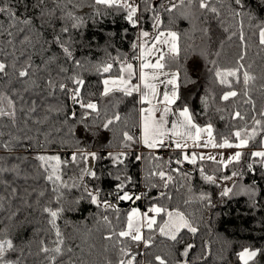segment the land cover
Returning <instances> with one entry per match:
<instances>
[{
    "label": "snow or ice",
    "instance_id": "snow-or-ice-1",
    "mask_svg": "<svg viewBox=\"0 0 264 264\" xmlns=\"http://www.w3.org/2000/svg\"><path fill=\"white\" fill-rule=\"evenodd\" d=\"M39 5H44V0H39ZM54 5V8L47 11L41 8V19L55 16L59 12V19L65 21L61 33L66 39L62 40L60 35L53 39L70 67L60 64L59 57L55 55L42 57L41 63L36 64L27 47L17 55V33L31 30L33 21L31 17L22 18L17 14V6L13 0H0V16L6 19V23L0 21V127H11L19 133L13 135L8 132L7 139L0 141V149L11 154L15 147L23 144L28 150L36 151L32 158L0 156V185H3L5 191L10 190L7 195L0 194V211L4 210L6 203L10 205L19 197V190L3 177L6 174L13 178L21 177L20 164L25 161L36 162L31 165L35 175H24L23 179H42L48 185L46 189L36 193V204L40 205V198L45 197L46 192L51 193L47 203L39 207L41 214L47 216V229L37 230L38 240H30L22 247L15 242L8 224L0 227V264H25V250L27 248L28 254L33 255V244L37 248L34 255L42 257L40 264H89L86 256L91 255L95 245L89 246L87 253L79 245L74 248L69 243L70 237L59 223L68 210L65 207L66 193L73 190L81 193L74 201L75 204L87 200L101 210L95 216V230L107 242L102 246V264H143V260L139 258L145 252L141 250L159 247L158 238H164L173 245L184 244L183 251L180 252L181 259L176 260L175 264H194L188 257L197 244L185 242V234L193 239L198 237L204 220L203 213L215 208L216 204L211 192L193 191V175L192 172L183 170L185 163L192 165L193 171L198 172L206 184L218 189L217 195L221 200L246 197L251 207L258 205L256 197L259 189L256 182L246 184L243 179L247 173H255L257 166L264 174V107L257 110V102L252 97L257 76L249 71L251 64L245 65L248 44L244 24L247 18L248 28L254 29L252 34L258 36L259 45L264 46V21L253 23L257 18L252 13L244 12L243 0H54ZM89 10V19L93 22L110 13H123L124 19L138 29L130 45L131 55L116 50L115 55L106 52V58L95 63L76 59L75 41L71 33L79 32L87 25L85 14ZM145 15L151 21V31L143 27ZM209 15L228 33V41L233 37H238L241 41L240 51L232 66L222 67L218 64V59L209 60L213 65L210 71L216 83L227 89L220 95V100L233 101L230 119L242 122L239 126L232 125L228 134L221 135L219 139L210 120L203 125L197 123L188 105L180 106L178 103L181 101L182 69L184 79L189 80L188 71H191L193 77L196 76L200 64L194 57L187 69L183 67L182 53H186L192 45L182 46V34L174 30L173 25L176 19L204 18L207 23ZM226 18L236 22V31L231 30V24L225 26ZM199 31L205 36L209 34L207 27ZM36 35H39L38 31ZM19 43L22 46L31 45L32 49L36 47L29 35H24ZM224 43L225 41H220L219 49L214 54L217 58L222 54ZM200 55L207 57V53ZM85 72L102 77V90L98 97L96 93L87 91ZM191 82L195 83V80ZM37 89L46 90L49 96L59 90L73 104L78 105L83 110L78 120L82 128L91 130L93 127H102L118 131L121 150L107 153L114 167L123 166L126 169L125 161L131 154L130 150L136 145H142L147 153L135 155V160L145 165V190H132L136 184L126 171L114 176L117 181L115 190L107 194L117 203L107 197L102 198V189L99 187H90L85 181L86 177L99 179L89 164L90 160L99 158L97 153L80 147L78 140L73 144L64 137L59 141L54 139L53 131L61 133V128L41 131L49 123L50 114L60 113L65 109L49 105L41 116L36 100L25 99L26 94ZM258 91L264 97V83L260 84ZM132 97L137 98L132 109L137 119L130 122L128 116H122L118 109L123 98ZM211 98L214 100L215 94ZM208 99V96L203 98L205 108L208 107ZM245 105L248 110L242 112L241 107ZM216 111L223 112L226 109L217 108ZM76 117L77 113L73 110L63 121L68 137L75 135L69 121ZM220 119L225 117L221 116ZM4 121L8 123L3 124ZM95 121H100V124L96 125ZM30 124L36 127H30ZM4 136L5 133L0 131V137ZM55 143H59L62 148L72 149L70 157L62 158L60 153H50L48 149ZM253 148L254 150L245 151ZM164 149L178 152L179 155L175 159L172 156L165 159L160 155V151ZM225 149L235 151L225 156L220 151ZM9 158L19 160L20 163L9 165ZM173 164L176 167H172ZM69 166L76 168L77 172L67 175L65 170ZM153 189L158 190L157 195L149 196ZM181 189H186L191 195L182 198L180 203H173L172 191L180 192ZM142 199L148 200L143 210L139 206L122 210L119 206L121 201L135 205ZM24 203L27 207H32L27 200ZM194 203L198 208L190 211ZM53 204L56 207H52ZM16 216L17 212L13 211L7 220L12 221ZM3 223L0 219V224ZM204 228L211 234L210 225L205 224ZM76 248H79V255ZM201 248L202 253L196 258L195 264H203L212 255L210 240H203ZM109 252L115 253L114 259L109 257ZM261 252V248L245 246L235 255L240 264H254ZM153 262L170 264V260L161 254H152L149 264Z\"/></svg>",
    "mask_w": 264,
    "mask_h": 264
},
{
    "label": "trees",
    "instance_id": "trees-1",
    "mask_svg": "<svg viewBox=\"0 0 264 264\" xmlns=\"http://www.w3.org/2000/svg\"><path fill=\"white\" fill-rule=\"evenodd\" d=\"M243 2L245 5L244 12L252 13L257 18L253 23L264 21V0H243ZM13 3L17 6V14L19 16L22 18L31 17L33 21L31 30L25 33H17V55H19V51L27 47L36 64L41 63L42 57L47 58V56L55 55L59 57L58 62L60 64L70 67L64 60L60 48L53 39L57 35H60L62 40L66 39V36L61 33V28L65 25V21L59 19V12H56L55 16L45 17L43 20L40 15L41 8L47 11L55 7L54 0H44V5H39V0H13ZM36 5H39V7ZM196 15L198 16L199 13H196ZM89 16H91L90 10L85 14V18L88 20L87 25L79 32L73 31L71 33L75 41L74 53L76 59L81 61L89 60L95 63L105 59L106 52L115 55L116 50L131 55L130 45L135 39L138 29L133 28L124 19L123 13H110L103 18H98L95 22L89 19ZM0 21L6 23V19L2 16H0ZM165 23H168L167 16L165 17ZM229 24L233 25L232 31L237 30L238 26L236 22L230 18H226L225 26ZM143 27L145 30H152L151 21L147 15L144 17ZM205 27L209 29L208 36H205L199 31V29ZM173 28L182 34V46L187 44L192 45L186 53H182L181 64L183 67L187 69L194 57L200 64V70L196 76L193 77L191 71H188L189 80L184 79L182 69L180 87L181 101L178 103L180 106L184 104L188 105L197 123L203 125L210 120L216 129L217 139H219L221 135L228 134L232 125L239 126L242 122L232 121L230 119L229 113L232 111L233 101L223 102L220 100V95L227 89L216 83L213 73L210 71L213 65L209 63V60L218 59V64L222 67L232 66L240 51L241 41L238 37H233L231 41H228L226 39L228 33H225L219 23L210 15L207 18V23L204 18L197 20L176 19ZM125 29H127V32H125ZM244 30L248 44V55L245 60V65L251 64L252 67L249 71L257 76V81L253 85L252 97L256 100L257 110H259L261 107H264V97L258 91L260 84L264 83V46H260L258 36L252 34L254 29L248 28L247 18H245ZM37 31L39 32L38 36L36 35ZM24 35L32 37V42L36 45L35 49H32L31 45H20L19 41L23 39ZM222 40L225 41L224 48L221 56L217 58L214 54L219 49L220 41ZM201 53H207V57L200 55ZM53 68H55V65H53ZM53 76L55 77V72H53ZM84 79L86 81L85 87L87 91L96 93L98 97L99 92L102 90V85L100 84L102 77L91 72H85ZM193 79L195 83L191 82ZM41 85H43L42 80ZM212 94H215L214 100L211 98ZM205 96L209 97L207 108H205L203 103ZM25 99L36 100L41 116L45 114L44 109L49 105L53 108L63 107L65 109L63 112L50 114L51 118L49 123L41 131L61 128L63 129L61 133L53 131L52 135L54 139L59 141L61 137H64L70 139V142L73 144L78 140L80 147L87 151L97 153L99 158L90 160L89 164L96 171L99 179L86 177L85 181L90 187H99L102 189V198L107 197L113 203H117L113 197H108L107 194L115 190L117 181L114 179V176L121 174L123 171H126L128 175L132 176L136 184L134 189L145 185L146 182L143 178L145 165L135 160V155L147 153L146 149L143 151L139 149L141 145H136L130 150L131 154L125 161L127 165L126 169L123 166L120 168L114 167L107 153L121 150L118 131L108 130L102 127H93L91 130L82 128L78 120L83 110L78 105L73 104L59 90L54 95L49 96L46 90L37 89L32 93L26 94ZM136 99V97L123 98V103L120 104L118 109L122 116H128L130 122L137 119L136 113L132 111ZM217 108L226 109V111L218 112L216 111ZM73 110L76 111L77 117L75 120H70L69 125L73 126L75 135L68 137V130L63 124V121ZM247 110L248 106L241 107L242 112ZM221 116H224L225 119L221 120ZM2 123L7 124L8 122L4 121ZM95 124L99 125L100 121H95ZM30 127L35 128L36 126L30 124ZM0 131L5 133L4 137H0V141L7 139L8 132H12L13 135L19 134L11 127H0ZM133 131L136 130L133 129ZM28 134L31 135L32 133ZM71 150L68 147L62 148L59 143L52 144L48 149L50 153H60L62 158H69ZM250 150H254V148L246 149L245 151L248 152ZM35 155L36 151L28 150L23 144L15 147L11 154L5 153L3 149H0V156L32 158ZM178 155V152H171L169 156L175 159ZM8 163L9 165L18 164L20 161L9 158ZM35 163L34 160H31V163L25 161L20 164L22 172L19 178H13L10 174H6L3 177L4 180H9L12 186L19 190V197L14 199L10 205L6 203L4 210L0 211V219L4 222L0 224V227L8 224L12 229L11 235L15 242L22 247H25L30 240L39 239V236L36 235L38 229H47V216L41 214L39 207L47 203L51 197V193L46 192L45 197L40 198V205L36 204V193L46 189L48 185L42 179H23L24 175H35L31 166ZM172 167H176V165L173 164ZM183 170L192 172L193 178L191 184L193 191L195 193H199L200 191L211 192L213 202L216 204L215 208L203 213L204 220L201 225V234L198 237L193 239L190 235L185 234V242H194L197 244V247L189 254L188 259L195 264L196 258L202 253V241L210 240L212 242V255L203 264H240L235 253L245 246L261 248L262 252L255 258L254 264H264V174L261 173L259 166L256 167L255 173H247L243 179V183L248 184L255 181L257 184L259 195L256 197L258 205L255 208L250 206L246 197L221 200L217 195L218 189L213 185L206 184L200 178L198 172L193 171L192 165L185 163ZM65 171L67 175H73L77 172V169L69 166V169ZM109 173H112V175L110 176ZM25 189H27V192H25ZM33 189H35V192ZM8 191H5L3 185H0V194L7 195ZM157 193L158 190L153 189L149 193V196H156ZM172 194L174 197L173 203H180L182 198H187L191 195L186 189H181L180 192L173 190ZM80 195L81 193L77 190L66 193L65 207L68 210L65 211L59 223L62 230L70 237L69 243L74 248L79 245L87 253L89 246L95 245L91 250V255L86 256L89 264H102V246L107 242L103 241L101 239V233L95 230V216L101 210L90 204L87 200H81L79 204H75L74 201ZM25 200L32 205L31 208L25 205ZM147 203V199L137 201L135 205L131 204V202L121 201L119 202V206L122 210H127L133 206H139L141 209H144ZM52 207H56V205L53 204ZM197 208L198 205L194 203L189 210L195 211ZM13 211L17 212V216L12 221H8L7 217ZM108 214L111 215V213ZM197 214L199 215L200 213ZM205 224L210 225L211 234L204 228ZM88 230L92 231L89 232ZM161 241L163 242L161 243ZM157 243L159 247H153L150 250H141L145 252V255L139 258L143 260V264H149V261L152 260V254L165 255L170 260V264H175L176 260L181 259L180 252L183 251V243L173 245L171 242L164 240V238H158ZM31 251L33 255L28 254L27 248L25 250V264H40L42 257L34 255L37 251L35 244L32 245ZM76 252L79 255V248H76ZM108 255L110 258H115L114 252H109ZM13 258L15 257L13 256ZM153 264H156V262H153Z\"/></svg>",
    "mask_w": 264,
    "mask_h": 264
},
{
    "label": "built area",
    "instance_id": "built-area-1",
    "mask_svg": "<svg viewBox=\"0 0 264 264\" xmlns=\"http://www.w3.org/2000/svg\"><path fill=\"white\" fill-rule=\"evenodd\" d=\"M143 150H144V149H141V151H143ZM170 153H171V152L168 151V150H166V149L160 151V155H162V156L165 157V158L169 157ZM133 190L136 191V192H142V191L145 190V185H141L140 188H138V189H133Z\"/></svg>",
    "mask_w": 264,
    "mask_h": 264
},
{
    "label": "rangeland",
    "instance_id": "rangeland-1",
    "mask_svg": "<svg viewBox=\"0 0 264 264\" xmlns=\"http://www.w3.org/2000/svg\"><path fill=\"white\" fill-rule=\"evenodd\" d=\"M222 151L224 152L225 156H227V155H230L232 152H234L235 149H225V150H222Z\"/></svg>",
    "mask_w": 264,
    "mask_h": 264
},
{
    "label": "crops",
    "instance_id": "crops-1",
    "mask_svg": "<svg viewBox=\"0 0 264 264\" xmlns=\"http://www.w3.org/2000/svg\"><path fill=\"white\" fill-rule=\"evenodd\" d=\"M139 149L141 150V149H145V148L141 145V147ZM220 151H222V150H220Z\"/></svg>",
    "mask_w": 264,
    "mask_h": 264
}]
</instances>
